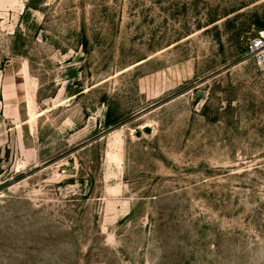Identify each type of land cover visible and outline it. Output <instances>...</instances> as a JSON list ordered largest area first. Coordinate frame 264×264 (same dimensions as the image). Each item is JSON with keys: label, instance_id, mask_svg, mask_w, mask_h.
<instances>
[{"label": "rangeland", "instance_id": "rangeland-1", "mask_svg": "<svg viewBox=\"0 0 264 264\" xmlns=\"http://www.w3.org/2000/svg\"><path fill=\"white\" fill-rule=\"evenodd\" d=\"M255 15L0 0V70L24 73L22 102L0 80V264H264Z\"/></svg>", "mask_w": 264, "mask_h": 264}, {"label": "crops", "instance_id": "crops-1", "mask_svg": "<svg viewBox=\"0 0 264 264\" xmlns=\"http://www.w3.org/2000/svg\"><path fill=\"white\" fill-rule=\"evenodd\" d=\"M12 66H8L7 69H11ZM20 72V75L18 74ZM23 70L20 67L18 70H12V72H8V71H2L0 70V80L2 83V90H4L6 92L7 91H12V89H14V91L17 93V88L19 90V94L18 96L20 97V101L22 102V79H23ZM16 88V89H15ZM22 115V113L20 114Z\"/></svg>", "mask_w": 264, "mask_h": 264}, {"label": "trees", "instance_id": "trees-1", "mask_svg": "<svg viewBox=\"0 0 264 264\" xmlns=\"http://www.w3.org/2000/svg\"><path fill=\"white\" fill-rule=\"evenodd\" d=\"M215 20H212L211 22H214ZM253 28L257 29V30H262L264 31V19L262 16L260 15H255V19L253 21ZM113 119L111 118V113L110 111H108L106 113V119H105V124L106 125H111L113 123Z\"/></svg>", "mask_w": 264, "mask_h": 264}, {"label": "built area", "instance_id": "built-area-1", "mask_svg": "<svg viewBox=\"0 0 264 264\" xmlns=\"http://www.w3.org/2000/svg\"><path fill=\"white\" fill-rule=\"evenodd\" d=\"M264 49V31L260 30L258 35L251 41V50L262 53Z\"/></svg>", "mask_w": 264, "mask_h": 264}, {"label": "bare ground", "instance_id": "bare-ground-1", "mask_svg": "<svg viewBox=\"0 0 264 264\" xmlns=\"http://www.w3.org/2000/svg\"><path fill=\"white\" fill-rule=\"evenodd\" d=\"M32 115V114H31ZM32 118L30 117V120H31Z\"/></svg>", "mask_w": 264, "mask_h": 264}]
</instances>
